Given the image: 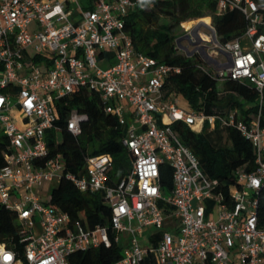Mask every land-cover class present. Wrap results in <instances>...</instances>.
<instances>
[{
    "label": "built area",
    "instance_id": "obj_1",
    "mask_svg": "<svg viewBox=\"0 0 264 264\" xmlns=\"http://www.w3.org/2000/svg\"><path fill=\"white\" fill-rule=\"evenodd\" d=\"M80 1L0 0V208L16 222L23 251L18 261L0 242V264H69L72 254L119 244L123 232L131 239L113 264H264V227L256 214L264 187V0H215V16L237 10L245 20L230 41L220 42L202 20L205 27L194 31L197 20L185 31L191 38L186 48L175 40L187 57L202 55L209 71L203 70L217 82L252 87L256 111L245 116L232 107L212 115L183 109L177 96L165 95L167 78L180 69L135 52L125 29L127 17L144 10L147 0H85V7ZM220 55L227 60L219 63ZM83 89L95 93L104 113L123 128L130 169L113 178L111 156L85 155L83 174L66 179L80 193L102 194L113 239L35 193L57 172L58 182L62 178V156L50 157L47 147L50 133L56 140L59 131L56 103ZM85 120L70 111L66 130L79 137ZM175 123L193 132L204 125L237 131L254 149V169L222 187L201 171L172 130ZM163 164L172 171L169 195L159 182ZM169 208L173 234L163 230ZM149 227L160 232L158 242L142 247L136 234Z\"/></svg>",
    "mask_w": 264,
    "mask_h": 264
},
{
    "label": "trees",
    "instance_id": "obj_2",
    "mask_svg": "<svg viewBox=\"0 0 264 264\" xmlns=\"http://www.w3.org/2000/svg\"><path fill=\"white\" fill-rule=\"evenodd\" d=\"M215 4V0H147L144 10L130 14L125 21V29L132 39L135 52L180 69L178 74L167 78L165 95L182 96L193 111H202L206 115L218 113L221 99L217 81L210 72H205L208 68L200 64L205 63L200 55L187 57L178 53L175 32L188 21L208 18L220 42L232 40L244 30L245 20L237 10L215 16ZM223 91L231 95L229 108H237L244 116L255 113L256 93L246 82L226 81ZM247 105L248 110L245 108ZM56 106L59 119L55 126L59 131L56 140L50 133L47 147L50 157L56 153L62 156L63 171L62 178L50 193L47 205L61 210L73 220L81 221L90 229L96 226L105 228L110 239H113L115 233L110 225L111 211L104 204L102 194L78 192L66 175L83 174L85 155L106 154L113 159L111 176L124 177L130 169V156L121 144L123 128L118 126L114 117L104 113L98 96L84 89L60 100ZM72 110L86 117L79 137H73L66 130L67 115ZM172 130L195 156L201 171L209 178L218 180L222 187L232 184L237 173H249L254 169L255 153L251 143L233 129H220L216 125L213 131H208L207 125H204L202 131L193 132L186 125L175 123ZM223 139H226V143ZM159 182L162 193L169 195L172 171L168 165L160 167ZM170 210L166 209L165 212L169 213ZM256 214L258 226L264 227V187L257 198ZM16 231L17 225L12 215L0 208V242L16 254L18 261H23L22 244ZM121 252L119 244H112L110 248L99 246L72 254L68 262L113 264L121 258Z\"/></svg>",
    "mask_w": 264,
    "mask_h": 264
},
{
    "label": "rangeland",
    "instance_id": "obj_3",
    "mask_svg": "<svg viewBox=\"0 0 264 264\" xmlns=\"http://www.w3.org/2000/svg\"><path fill=\"white\" fill-rule=\"evenodd\" d=\"M80 4L85 7V0H82L80 1ZM202 20L204 23H210V20L208 18H205V19H200ZM198 19V21H200ZM194 21H197V20H191V21H188L186 23H184V26H179L175 32L176 36H177V39L183 37L185 35V31L189 30L192 28V22ZM166 24H169V21H166ZM202 31V28L200 29ZM203 32H206V30H203ZM195 45V44H194ZM193 44L189 45V49H188V52L191 53L192 52V48L194 46ZM181 46L184 48H186L188 46V42L186 40H181ZM178 53L182 54V52H179ZM202 57V55H201ZM202 59L205 61L204 57H202ZM227 59L224 55H220L217 57V61L219 63H223L225 62ZM111 64H114L113 61L111 62ZM202 65V67L204 68H208L207 65L204 63V62H201L200 63ZM104 68V67H103ZM217 91H218V94L220 96V99L221 101L219 102V106H218V113H227L228 110H229V100L231 99V95L227 94V93H224L223 91V83L222 82H217ZM177 101H178V106H180L181 108L183 109H188V104L187 102L185 101V99L182 97V96H177ZM247 106H245V108H247ZM46 136H49V135H46ZM223 142L226 143V139H223ZM90 151V149H89ZM59 176V172H57L55 174V177L53 178V180L51 182H45L44 184H42L40 187L36 188L35 189V193L41 198V201L46 203L48 200H49V197H50V193L51 191L57 186V183H58V179L57 177ZM144 234L145 233H152V232H155L157 231V229L155 228H152V229H144ZM136 237H137V241H138V244L140 246H145L147 245V237H143L139 234H136ZM128 240H129V234L128 232H123L120 234V237H119V245L120 247L123 249L127 246V243H128Z\"/></svg>",
    "mask_w": 264,
    "mask_h": 264
},
{
    "label": "crops",
    "instance_id": "obj_4",
    "mask_svg": "<svg viewBox=\"0 0 264 264\" xmlns=\"http://www.w3.org/2000/svg\"><path fill=\"white\" fill-rule=\"evenodd\" d=\"M169 214L171 216L167 215L165 217L163 230L173 234V233H175V229L172 227V226H174V217L172 215V211H170ZM144 229H152V228H150V227L149 228H143L141 230V233L139 235H141L143 237H147L146 238L147 239V245L142 246V247H153V246H155L157 244V242H158L160 232L157 230V231L152 232V233H148V234L145 233L144 234V231H143ZM130 239H131V235L129 234V240ZM129 240H128V242H129ZM127 245H128V243H127Z\"/></svg>",
    "mask_w": 264,
    "mask_h": 264
},
{
    "label": "water",
    "instance_id": "obj_5",
    "mask_svg": "<svg viewBox=\"0 0 264 264\" xmlns=\"http://www.w3.org/2000/svg\"><path fill=\"white\" fill-rule=\"evenodd\" d=\"M206 25L200 20L196 23V25L194 26V31L199 30L200 27H205ZM181 40H186L188 43H191V38L190 36H184L178 39L177 41V45H180ZM188 57H191V54L188 55Z\"/></svg>",
    "mask_w": 264,
    "mask_h": 264
}]
</instances>
